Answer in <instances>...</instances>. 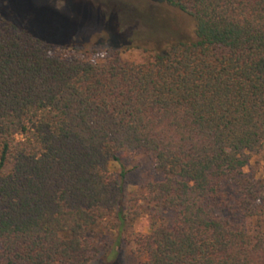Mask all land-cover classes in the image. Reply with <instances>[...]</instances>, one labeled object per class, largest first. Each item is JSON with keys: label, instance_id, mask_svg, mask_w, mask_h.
Here are the masks:
<instances>
[{"label": "trees", "instance_id": "obj_1", "mask_svg": "<svg viewBox=\"0 0 264 264\" xmlns=\"http://www.w3.org/2000/svg\"><path fill=\"white\" fill-rule=\"evenodd\" d=\"M159 1L192 37L104 64L49 55L72 46L55 13L0 5V264L114 261L105 224L129 217L107 165L137 153L161 175L138 264H264V179L242 172L264 149V0Z\"/></svg>", "mask_w": 264, "mask_h": 264}, {"label": "rangeland", "instance_id": "obj_2", "mask_svg": "<svg viewBox=\"0 0 264 264\" xmlns=\"http://www.w3.org/2000/svg\"><path fill=\"white\" fill-rule=\"evenodd\" d=\"M10 0H0L4 5ZM39 11L41 21H52L46 10L57 15L65 26L72 41L67 48L51 47L49 55L64 60L107 63L112 57L121 62H139L142 58L159 53L165 45L174 40L191 38L193 23L187 16L167 7L159 0H30ZM40 21V20H39ZM53 22V21H52ZM108 172L114 177L124 173L123 206L127 216L121 228L115 230V220L105 224L110 230L106 234L113 239L119 233L120 246L114 261L104 255L96 257L89 264H138L133 254L132 240L147 230L146 211L141 201L143 185L157 182L161 175L151 162L137 153L110 162ZM242 172L254 178L264 179V149L253 156ZM171 215L166 214L169 220ZM119 230V232H117Z\"/></svg>", "mask_w": 264, "mask_h": 264}]
</instances>
